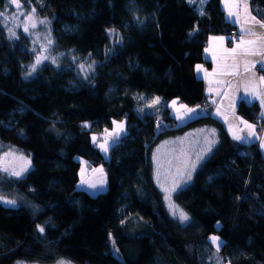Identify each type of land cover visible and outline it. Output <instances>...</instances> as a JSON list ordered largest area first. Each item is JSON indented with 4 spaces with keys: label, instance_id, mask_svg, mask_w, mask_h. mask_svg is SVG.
I'll list each match as a JSON object with an SVG mask.
<instances>
[{
    "label": "trees",
    "instance_id": "trees-1",
    "mask_svg": "<svg viewBox=\"0 0 264 264\" xmlns=\"http://www.w3.org/2000/svg\"><path fill=\"white\" fill-rule=\"evenodd\" d=\"M36 1L25 6L34 3L63 57L33 69L29 36L0 29V155L15 150L29 163L21 177L0 171V264H264V157L201 108L196 67L210 68L211 36L235 29L221 0H207L203 13L191 0ZM253 6L264 20V0ZM81 60L86 74L74 68ZM147 98H160V110H148ZM173 100L204 115L178 126L166 107ZM236 112L260 126L257 103L241 101ZM117 121L128 133L104 156L94 138ZM202 127L217 141L173 196L189 218L182 223L155 184L153 156ZM81 161L104 169L105 192L79 188ZM216 227L220 253L210 241Z\"/></svg>",
    "mask_w": 264,
    "mask_h": 264
},
{
    "label": "crops",
    "instance_id": "crops-1",
    "mask_svg": "<svg viewBox=\"0 0 264 264\" xmlns=\"http://www.w3.org/2000/svg\"><path fill=\"white\" fill-rule=\"evenodd\" d=\"M253 7V0H221V9L226 20L239 33L238 40L230 47L226 35L211 36L204 50V58L210 63V68L206 64H199L196 67V74L205 83V95L212 104L210 109L212 117L223 123L233 140L240 143H257L264 157V104L261 103V100H264V28L256 23V21L264 23V20L257 17ZM230 12L233 15H229ZM150 100L155 105L154 107L150 105L148 110L159 111L161 101L159 99ZM241 101L259 105L260 126L236 112V107ZM166 107L178 126H183L204 115L200 107H186L178 100L171 101ZM188 109L193 111L189 113ZM181 116L183 119L178 118ZM101 136L102 139L99 138ZM237 136L240 139H236ZM103 137L106 139L104 140ZM123 137L107 135L106 131L95 137L94 143L105 156L104 150L107 149L109 152ZM100 170V172L96 171L98 172L97 175L106 177V174H103V172L105 173L104 169ZM90 182L91 185L101 189L97 194L103 193L107 189V183L106 186L101 184L98 186V181L93 178ZM87 188L83 190L90 193L89 189L92 188L89 186ZM214 230L212 231L211 243ZM216 235L215 237L223 246L224 241L218 236L217 230Z\"/></svg>",
    "mask_w": 264,
    "mask_h": 264
},
{
    "label": "rangeland",
    "instance_id": "rangeland-1",
    "mask_svg": "<svg viewBox=\"0 0 264 264\" xmlns=\"http://www.w3.org/2000/svg\"><path fill=\"white\" fill-rule=\"evenodd\" d=\"M26 1L27 0H19L21 5L19 8H17L11 0L7 1L6 11L0 12L3 13V15H0V29L11 39H17L23 33L29 36L33 48L32 50L35 54L33 69H37L45 63L59 65L63 55L56 53L49 31L46 26L43 25L42 21L36 17L35 11H32L34 9V3H27V7L25 6ZM40 2V0L36 1V3ZM206 2L207 0H191V3L197 6L199 12L201 13L204 12ZM11 9L14 11L10 12ZM29 16L32 17L31 20L28 19ZM33 24H35V27L32 26ZM25 28H27V31H25ZM74 64L75 70H78L79 73L86 74L90 70L88 69L90 65L87 60H81L79 62L75 61ZM144 103V106L147 107V109H149L150 105H153V107L155 105L151 102L150 98L145 99ZM143 110L145 109H142V111L137 109V112L143 115ZM127 133L128 126L126 121L115 122L114 130L107 131V135L109 134L110 136L120 135L123 137ZM99 138L102 139V136ZM103 139L105 140L106 138L103 137ZM216 141L215 130L208 127H202L196 130L188 131L176 138L161 142L154 152L153 164L155 184L163 194L165 206L170 215L182 223H187L189 218L187 220L181 219L180 214L184 213V211L175 203L173 196L177 191L189 184L198 165H200L211 154ZM104 154L107 156L108 152L104 150ZM81 164V180L79 188L83 190L88 189L87 186H89L92 188L89 189L90 193H99L101 189L99 190L98 187H91L90 181L93 178L98 181V186L99 184L106 186L107 178L102 177V175L101 177L97 175L102 168L90 166L86 167L88 164L84 161H81ZM5 168H7L8 171H4ZM28 169V159L23 154L15 150H9L0 155V171L10 175H12L13 171L20 172L21 174L17 177H21ZM103 174L105 175L104 172ZM217 228L218 227H216L215 230L213 229L214 237L217 236ZM212 244L214 245L217 253H220L223 248L220 242L212 239ZM113 252L116 257L120 258V254L117 249H114ZM223 262L224 260L221 259V264H223ZM16 264L38 263L18 262ZM53 264L73 263L66 260H59Z\"/></svg>",
    "mask_w": 264,
    "mask_h": 264
},
{
    "label": "snow or ice",
    "instance_id": "snow-or-ice-1",
    "mask_svg": "<svg viewBox=\"0 0 264 264\" xmlns=\"http://www.w3.org/2000/svg\"><path fill=\"white\" fill-rule=\"evenodd\" d=\"M11 2H12L13 4H15L17 8L21 7L19 0H11ZM32 11L34 12L35 10L33 9ZM0 15H3V13H0ZM229 15H233V13L230 12ZM28 19L31 20L32 17L29 16ZM256 23H258V24L260 25L261 28H264V23H260L259 21H256ZM32 26L35 27V24H33ZM25 31H27V28H25ZM109 31L114 32L115 30L113 29V30H109ZM241 43H243V41H241ZM38 62H39V61H38ZM261 103L264 104V100H261ZM187 111H188L189 113H191L193 110L188 109ZM178 118L183 119L182 116H181V117H178ZM249 127H251V126H249ZM235 138H236V139H240V137H238V136L235 137ZM94 139H95V138H94ZM105 151H107V149H105ZM4 171H8V169L5 168ZM20 174H21L20 172H16V171H13V172H12V175H14V176H19ZM90 186H91V187H95V185H90ZM6 203H8V204H13L14 201H6ZM180 215H181V219H183V220H187V219H188V217H187L184 213H181ZM39 231L43 232L44 229H43V228H40ZM212 239H213L214 241H216L218 238L213 237ZM218 247H219V245H218Z\"/></svg>",
    "mask_w": 264,
    "mask_h": 264
},
{
    "label": "built area",
    "instance_id": "built-area-1",
    "mask_svg": "<svg viewBox=\"0 0 264 264\" xmlns=\"http://www.w3.org/2000/svg\"><path fill=\"white\" fill-rule=\"evenodd\" d=\"M227 37H228V45L232 47L237 42L238 37H239V33L237 29L231 30ZM211 107H212V104L209 101L201 105V108L204 110H210Z\"/></svg>",
    "mask_w": 264,
    "mask_h": 264
}]
</instances>
